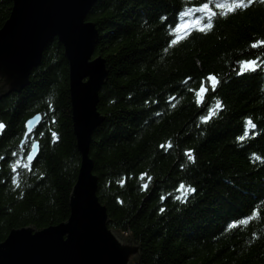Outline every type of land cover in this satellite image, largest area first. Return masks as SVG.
I'll return each instance as SVG.
<instances>
[{"label": "trees", "instance_id": "1", "mask_svg": "<svg viewBox=\"0 0 264 264\" xmlns=\"http://www.w3.org/2000/svg\"><path fill=\"white\" fill-rule=\"evenodd\" d=\"M208 2L97 0L85 19L108 72L89 148L96 196L108 227L139 244L134 264H264V0L234 12L212 0L211 21L194 11ZM11 8L0 0V29ZM178 24L189 27L176 33ZM35 114L41 121L21 144ZM0 125L2 242L70 214L80 155L57 39L28 86L0 99Z\"/></svg>", "mask_w": 264, "mask_h": 264}, {"label": "water", "instance_id": "2", "mask_svg": "<svg viewBox=\"0 0 264 264\" xmlns=\"http://www.w3.org/2000/svg\"><path fill=\"white\" fill-rule=\"evenodd\" d=\"M11 2L10 15L0 29V99L28 86L44 48L56 38L68 65L71 120L80 164L69 194L68 219L42 230L31 226L11 230L0 242V264H134L140 246L108 227L89 158L92 135L104 121L97 106L108 74L105 61L93 57L98 34L95 25L85 21L97 0ZM40 121L39 114L26 120L21 144ZM29 153L26 160L33 163L39 153L38 142L31 145Z\"/></svg>", "mask_w": 264, "mask_h": 264}, {"label": "snow or ice", "instance_id": "3", "mask_svg": "<svg viewBox=\"0 0 264 264\" xmlns=\"http://www.w3.org/2000/svg\"><path fill=\"white\" fill-rule=\"evenodd\" d=\"M215 2H216V6L219 7L220 9L223 10V9L227 8V11L228 12H234L237 9H241V8L245 7L246 3H250L251 0H230V3L228 5L221 4L220 3V0H215ZM210 3H212V0H209L208 3H205L202 6L194 9V11H198V12L207 14V19L209 21H211L212 17L215 15V13L210 10V7H209V4ZM182 15H185V14H182ZM196 23L199 24L200 22L199 21H196ZM188 27H189V25H187V24H185V25H179L178 24V25H176L174 31L176 33H183L184 31L187 30ZM207 27L210 29L212 27L211 23H209L207 25ZM199 31L203 32L204 31V28L203 27L199 28ZM177 43H178V41L176 39H173L170 42L169 47H171L172 45H175ZM253 47H257V45L254 44ZM254 63L255 62H243L242 65H241V68L242 69H252V70H255L254 69ZM208 79L210 81H212L213 83L218 84V81L216 80L215 77H208ZM200 91L201 92L204 91V87L203 86L201 87ZM2 127H3V125H0V128H2ZM186 155H189V154L186 153ZM27 158L29 160L33 159V157L31 156V153H29V155H28ZM0 159H2V157H0ZM189 159H191V156L190 155H189ZM13 171H15V169H13ZM180 187H181V189H183L184 186L181 185ZM190 191H193L194 192L195 189H190ZM162 211H163V209H162Z\"/></svg>", "mask_w": 264, "mask_h": 264}, {"label": "bare ground", "instance_id": "4", "mask_svg": "<svg viewBox=\"0 0 264 264\" xmlns=\"http://www.w3.org/2000/svg\"><path fill=\"white\" fill-rule=\"evenodd\" d=\"M54 39H56V38H54ZM54 39H53V40H54ZM53 40H52V41H53ZM44 49H45V48H44ZM42 54H43V53H42ZM24 130H25V128H24ZM22 139H23V138H22ZM26 157H27V156H26ZM29 164H31V163H29Z\"/></svg>", "mask_w": 264, "mask_h": 264}]
</instances>
